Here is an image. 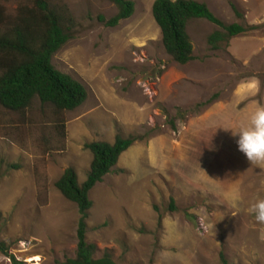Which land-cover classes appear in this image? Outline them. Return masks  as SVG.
<instances>
[{
  "label": "rangeland",
  "instance_id": "1",
  "mask_svg": "<svg viewBox=\"0 0 264 264\" xmlns=\"http://www.w3.org/2000/svg\"><path fill=\"white\" fill-rule=\"evenodd\" d=\"M133 1L134 15L109 28L103 21L117 8L107 0H50L65 12L70 35L53 65L79 81L88 99L64 113L38 99L23 112L0 106V242L24 264L73 260L78 209L55 184L68 168L83 184L93 161L85 146L122 136L139 140L90 194L87 241L97 258L110 252L116 264H264V223L252 211L264 199V163L252 164L233 135L264 106V0H195L247 32L212 51L207 39L218 28L191 20L196 59L184 66L164 50L156 0ZM28 2L0 5L13 23ZM240 86L250 96L230 102L244 98L239 109L227 105L231 123L192 124L223 89L229 101ZM159 137L166 145L154 162L149 144ZM0 264L11 261L0 253Z\"/></svg>",
  "mask_w": 264,
  "mask_h": 264
},
{
  "label": "trees",
  "instance_id": "2",
  "mask_svg": "<svg viewBox=\"0 0 264 264\" xmlns=\"http://www.w3.org/2000/svg\"><path fill=\"white\" fill-rule=\"evenodd\" d=\"M117 8V14L105 25L117 27L135 13L133 0H107ZM238 18L241 14L235 9ZM166 54L179 65L193 62L194 47L187 32L191 20H204L218 30L210 35L207 44L212 51L247 32L239 24L226 25L205 3L195 0H156L152 7ZM66 14L57 12L50 0H29L18 8L17 19L10 23L0 5V106L12 112H23L34 99L51 105L57 112H72L88 99L86 88L70 75L53 65L55 54L70 40ZM139 139L117 136L114 144L96 142L85 147L93 161L83 184L74 168H68L55 184L56 189L78 209L77 250L73 260L63 264H116L110 252L97 258L99 249L87 241L88 219L93 202L91 191L117 166L121 156ZM0 253L11 264H24L10 254L9 247L0 242Z\"/></svg>",
  "mask_w": 264,
  "mask_h": 264
},
{
  "label": "clouds",
  "instance_id": "3",
  "mask_svg": "<svg viewBox=\"0 0 264 264\" xmlns=\"http://www.w3.org/2000/svg\"><path fill=\"white\" fill-rule=\"evenodd\" d=\"M233 135L239 136V151L252 164L264 163V106H258L251 114L248 125L233 132ZM252 211L256 213V220L264 223V199L258 200L252 206Z\"/></svg>",
  "mask_w": 264,
  "mask_h": 264
},
{
  "label": "crops",
  "instance_id": "4",
  "mask_svg": "<svg viewBox=\"0 0 264 264\" xmlns=\"http://www.w3.org/2000/svg\"><path fill=\"white\" fill-rule=\"evenodd\" d=\"M194 80L196 81L197 79H194ZM206 83H209V82H206ZM251 89L254 91L253 94H255V92H256L255 89L253 87ZM218 90H220V89H218ZM222 91H223V93L221 94V96L215 102L210 104V105H212L211 107L202 110L201 113H199V114H197V115H195L193 117L192 124H195V122H197V123H207L208 120L212 121L211 118H213V119L214 118H218V120L214 119V121H215L214 124L218 125L219 127L220 126L225 127L229 122L231 123V121L234 120V119H231L232 117H230L229 114L227 113V105H234V108L239 109L240 108L239 105H242V101H243L244 98L240 99V101H237V102H235L233 104H230V102L234 98H237V97H238V99L241 98V97L248 98V95H249L248 88L244 87V89H242L241 86H240L239 89L234 90L233 94L229 96L230 97L229 101L227 100L226 91H224V89ZM197 97H199V96H197ZM198 99L199 98H195V100H198ZM251 105H258V104L255 102V103H253ZM219 117H220V119H219ZM115 139L110 141V142H105V143L114 144ZM174 143L176 145L174 144L173 148L174 149L178 148L177 147L178 143L176 141H174ZM165 145L166 144H165L164 139L162 137L156 138L154 141H152L149 144V149L152 152V158H153L154 162H157L156 158L158 157V155L161 152L163 153L164 150L161 149V148L164 147Z\"/></svg>",
  "mask_w": 264,
  "mask_h": 264
}]
</instances>
